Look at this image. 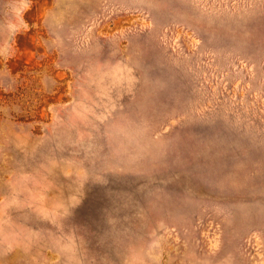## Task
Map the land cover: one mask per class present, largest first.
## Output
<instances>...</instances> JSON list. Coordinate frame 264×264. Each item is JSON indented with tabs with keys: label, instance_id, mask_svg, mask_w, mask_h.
<instances>
[{
	"label": "rangeland",
	"instance_id": "1",
	"mask_svg": "<svg viewBox=\"0 0 264 264\" xmlns=\"http://www.w3.org/2000/svg\"><path fill=\"white\" fill-rule=\"evenodd\" d=\"M0 264H264V0H0Z\"/></svg>",
	"mask_w": 264,
	"mask_h": 264
}]
</instances>
